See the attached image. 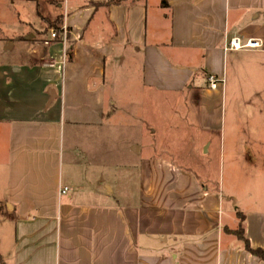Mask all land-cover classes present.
<instances>
[{
	"label": "crops",
	"instance_id": "1",
	"mask_svg": "<svg viewBox=\"0 0 264 264\" xmlns=\"http://www.w3.org/2000/svg\"><path fill=\"white\" fill-rule=\"evenodd\" d=\"M51 1L66 35L30 32L27 53L0 62V264H264L232 226L240 215L264 250V210L233 195L225 208L216 178L133 141L138 190L120 203L74 186L83 150L71 143L103 129L117 101L154 92L185 104L207 158L248 147L221 134L228 101L236 116L264 85V0ZM232 37L262 47L226 50Z\"/></svg>",
	"mask_w": 264,
	"mask_h": 264
},
{
	"label": "rangeland",
	"instance_id": "2",
	"mask_svg": "<svg viewBox=\"0 0 264 264\" xmlns=\"http://www.w3.org/2000/svg\"><path fill=\"white\" fill-rule=\"evenodd\" d=\"M60 16L51 0H0V62L19 61L29 48L30 42L24 38L30 32H58L56 26ZM37 37L40 36L29 40ZM9 44L14 47L7 51ZM256 86L264 89L263 84ZM258 89L253 94L245 93L252 99L246 101L241 97L237 100L233 107L236 116H231L228 101V122L221 134L222 139L245 143L248 147H225L221 148V153L216 149L208 158L207 149L193 147L196 133L194 135L193 128L186 125L188 109L182 101L164 99L154 92L146 93V98L143 95L144 98L117 101L118 108L103 129L93 136L90 133L71 142H77L83 150L79 154L82 164L74 169L77 179L74 186L91 194L103 191L108 199L126 202L138 190L140 156L133 153L131 143H137L136 152L143 149L141 146L152 143V151L157 150L159 155H167L181 165L190 166L203 173V177L216 178L225 196V208L230 205V195H233L241 209L264 210V116L257 114L264 113V98H260L264 90L258 93ZM247 111L251 113L246 115ZM151 128L156 129L153 137ZM154 143L163 148L157 149ZM240 217L232 224L237 229Z\"/></svg>",
	"mask_w": 264,
	"mask_h": 264
},
{
	"label": "built area",
	"instance_id": "3",
	"mask_svg": "<svg viewBox=\"0 0 264 264\" xmlns=\"http://www.w3.org/2000/svg\"><path fill=\"white\" fill-rule=\"evenodd\" d=\"M64 35H66L67 30L62 28ZM52 38H57V32L52 31ZM262 47V43L257 39H249L247 41H243L240 37H232L225 46L226 50H243V49H256ZM209 83L211 88H216L218 86V80L214 76L209 77ZM68 187H64L61 192L66 193L68 191Z\"/></svg>",
	"mask_w": 264,
	"mask_h": 264
},
{
	"label": "trees",
	"instance_id": "4",
	"mask_svg": "<svg viewBox=\"0 0 264 264\" xmlns=\"http://www.w3.org/2000/svg\"><path fill=\"white\" fill-rule=\"evenodd\" d=\"M58 23L59 25L56 26V30L57 31H60L62 30V26H61V23H62V19H61V16L58 20ZM236 235H238L244 242H245V245H246V249L256 255H259V256H263L264 257V250L262 249H253L251 246H250V243L249 241L245 238L244 236V233H243V227L242 225L239 226L238 229L234 230L233 231Z\"/></svg>",
	"mask_w": 264,
	"mask_h": 264
}]
</instances>
